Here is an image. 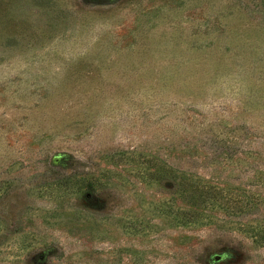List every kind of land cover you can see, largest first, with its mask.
<instances>
[{"label":"rangeland","instance_id":"obj_1","mask_svg":"<svg viewBox=\"0 0 264 264\" xmlns=\"http://www.w3.org/2000/svg\"><path fill=\"white\" fill-rule=\"evenodd\" d=\"M0 264H264V0H0Z\"/></svg>","mask_w":264,"mask_h":264}]
</instances>
